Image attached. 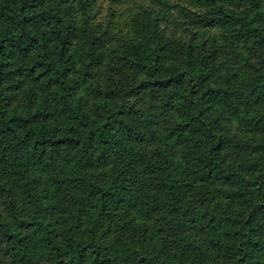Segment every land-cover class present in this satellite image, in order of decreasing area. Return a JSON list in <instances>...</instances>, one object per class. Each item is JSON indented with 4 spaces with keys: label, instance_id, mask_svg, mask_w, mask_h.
<instances>
[{
    "label": "trees",
    "instance_id": "obj_1",
    "mask_svg": "<svg viewBox=\"0 0 264 264\" xmlns=\"http://www.w3.org/2000/svg\"><path fill=\"white\" fill-rule=\"evenodd\" d=\"M183 2L0 0V264H264V0Z\"/></svg>",
    "mask_w": 264,
    "mask_h": 264
},
{
    "label": "rangeland",
    "instance_id": "obj_2",
    "mask_svg": "<svg viewBox=\"0 0 264 264\" xmlns=\"http://www.w3.org/2000/svg\"><path fill=\"white\" fill-rule=\"evenodd\" d=\"M173 7L171 9V23L184 27L191 22L193 9L183 2V0H171ZM96 18L105 25L114 26V31L118 35L129 36L133 19L140 12L139 0L131 2H118L116 0H95ZM171 28V26H170ZM158 142H147L149 149L157 146Z\"/></svg>",
    "mask_w": 264,
    "mask_h": 264
}]
</instances>
